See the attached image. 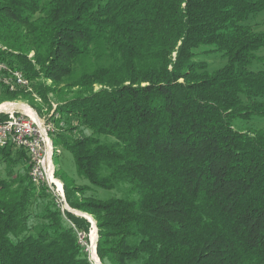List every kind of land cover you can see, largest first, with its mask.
I'll list each match as a JSON object with an SVG mask.
<instances>
[{
	"label": "trees",
	"instance_id": "16d2710c",
	"mask_svg": "<svg viewBox=\"0 0 264 264\" xmlns=\"http://www.w3.org/2000/svg\"><path fill=\"white\" fill-rule=\"evenodd\" d=\"M261 12L264 0H0V60L33 91L2 83L0 102L55 101L54 146L89 183L65 182L63 211L24 150L0 149V264H92L81 213L102 264H264V131L243 129L264 117V71L250 69L264 32L247 24ZM202 47L226 64L210 72Z\"/></svg>",
	"mask_w": 264,
	"mask_h": 264
},
{
	"label": "rangeland",
	"instance_id": "374dc122",
	"mask_svg": "<svg viewBox=\"0 0 264 264\" xmlns=\"http://www.w3.org/2000/svg\"><path fill=\"white\" fill-rule=\"evenodd\" d=\"M247 24L252 26L256 31L264 32V12H261L256 16H252L247 22ZM213 50H214L213 47H202L196 51V54H197L196 61L206 62L209 66L210 72H214L222 68L227 62V60L222 55H220L219 53L213 52ZM256 55L257 57L251 64L250 69L255 70V71H258V70L264 71V47L261 48L256 53ZM6 87L9 88L8 86ZM28 87L29 89L26 87L25 90H19L17 93H21V91H24L25 92L24 94L26 93L30 94V92H33L31 90L30 82H29ZM33 96L35 98L34 102L31 100H26L23 97H18L15 100H3L2 102H0V112L1 110H4V109L11 110L14 112H20V113L29 112V111L31 112L33 110L35 113H37L42 118L45 117L47 120H50L49 122L51 124H54L55 130H60V131L64 130L66 128V125L63 122V120L61 122H55L56 120L60 119L59 118L60 116H58L59 114L56 112V109H55L57 108V103L51 100L52 108L50 109L49 106H47L44 102L42 103V100L37 95L33 94ZM1 115L7 117L6 114H1ZM243 127H244L243 129L254 128L257 130L264 131V117H256L250 124H245ZM59 148L61 150V154L54 158V166H55L54 169H55V175L57 176V178L61 180L63 185H65V182L75 184L77 186L88 185L89 184L88 181L84 179L83 177L79 176V174L77 173L75 159L72 153L66 150L65 148L64 149L62 147H59ZM6 166L7 165L3 161L0 160V173L1 174L4 171L6 172L7 170L5 169ZM14 170H15L13 171L14 173L23 172V166L18 165L16 168L14 167ZM37 188L39 192H41L42 189H46L44 186L37 187ZM92 191L93 192H90V194L98 196L101 199H110L112 197L119 195L117 191H108V190H102L99 188H93ZM63 207L65 208L64 209L61 207L63 211L64 210L71 211L68 207H65V205ZM75 213L80 214L77 211H75ZM81 215L87 218L92 224V230L90 231V234L88 237L89 242L85 241V238H86L85 235H81L83 236L82 240L85 244L84 247L86 248V244L90 248L93 247V249L90 250L91 253L86 250L88 254L90 253V256H91L93 252L94 254H95V251L97 253V240H98L97 231L98 229H97L96 222L91 216L87 214H83V213H81ZM94 257L95 255L93 256V258ZM97 259H98L97 261L94 260V262H96L95 264H102L99 257Z\"/></svg>",
	"mask_w": 264,
	"mask_h": 264
},
{
	"label": "built area",
	"instance_id": "2783aa9c",
	"mask_svg": "<svg viewBox=\"0 0 264 264\" xmlns=\"http://www.w3.org/2000/svg\"><path fill=\"white\" fill-rule=\"evenodd\" d=\"M0 68L4 70H12L13 78H3L0 76V84L9 82V89H15V80L26 82V76L20 75L18 69H13L0 60ZM29 89V87H28ZM56 109V108H55ZM1 114H6L2 118L0 116V149L13 147L15 149L24 150L30 161V178L36 185V182H43V186L47 188V192L57 195V200L60 201V208L67 206L66 195L61 186V181L53 175L51 165H49L50 143L51 137L59 130H53L50 125V120L39 116L33 110L30 112H14L11 110H1ZM65 209V208H64ZM82 234L79 235L82 245ZM92 248L86 244V250L90 252ZM91 253V252H90ZM89 257L92 264L94 260H98L97 253L91 254ZM95 257L93 258V256ZM97 257V258H96Z\"/></svg>",
	"mask_w": 264,
	"mask_h": 264
},
{
	"label": "bare ground",
	"instance_id": "6f19581e",
	"mask_svg": "<svg viewBox=\"0 0 264 264\" xmlns=\"http://www.w3.org/2000/svg\"><path fill=\"white\" fill-rule=\"evenodd\" d=\"M6 63V62H5ZM7 66H9L7 63H6ZM10 67V66H9ZM19 74L20 75H24L22 72L19 71ZM0 76H3V78H13V71L12 70H4V68H0ZM3 85L5 86H8L9 87V82H2ZM29 86V82L28 80L26 79V82H23L22 80H15V89H10L11 91H14L16 90L17 88H26ZM17 89V90H18ZM2 107V106H1ZM7 107V106H6ZM4 111V110H3ZM51 127H53V130H55L54 128V124H51ZM53 137V136H52ZM51 137V143H50V154H49V165H51V171L53 172V175H55V169H54V158L56 156H59L61 154V150L59 147H56L54 146V143H53V138ZM57 177V176H56ZM57 180L61 181L59 178H57ZM37 185H42L43 186V182H36ZM61 186L62 188L64 189V185L63 183L61 182ZM65 194V192H64ZM58 204V206L60 207V201L57 200V195L56 194H52ZM95 241V240H94Z\"/></svg>",
	"mask_w": 264,
	"mask_h": 264
},
{
	"label": "water",
	"instance_id": "95a60500",
	"mask_svg": "<svg viewBox=\"0 0 264 264\" xmlns=\"http://www.w3.org/2000/svg\"><path fill=\"white\" fill-rule=\"evenodd\" d=\"M98 232V231H97ZM98 241V240H97Z\"/></svg>",
	"mask_w": 264,
	"mask_h": 264
}]
</instances>
